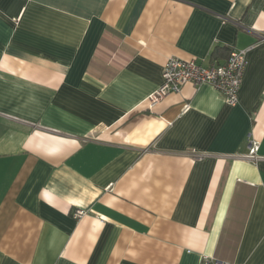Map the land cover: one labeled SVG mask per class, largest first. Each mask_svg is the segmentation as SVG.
<instances>
[{
  "label": "crops",
  "instance_id": "obj_1",
  "mask_svg": "<svg viewBox=\"0 0 264 264\" xmlns=\"http://www.w3.org/2000/svg\"><path fill=\"white\" fill-rule=\"evenodd\" d=\"M262 36L264 0H0V264H264ZM232 50L236 106L149 109L167 60Z\"/></svg>",
  "mask_w": 264,
  "mask_h": 264
},
{
  "label": "built area",
  "instance_id": "obj_2",
  "mask_svg": "<svg viewBox=\"0 0 264 264\" xmlns=\"http://www.w3.org/2000/svg\"><path fill=\"white\" fill-rule=\"evenodd\" d=\"M264 41V36L261 37ZM247 67L246 51L232 50L223 65L202 67L195 61H184L170 58L162 71V84L147 99L149 109L156 106L171 94H179L182 86L190 84L195 88L204 85L212 87L219 92L228 106H236L239 101V91L242 85L245 69ZM248 157L255 160L258 143L248 139ZM84 216L82 210L73 213L74 219ZM202 264H227L223 261L204 256Z\"/></svg>",
  "mask_w": 264,
  "mask_h": 264
}]
</instances>
